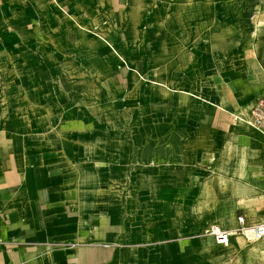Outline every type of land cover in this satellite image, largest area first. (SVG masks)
<instances>
[{"label": "crops", "instance_id": "obj_1", "mask_svg": "<svg viewBox=\"0 0 264 264\" xmlns=\"http://www.w3.org/2000/svg\"><path fill=\"white\" fill-rule=\"evenodd\" d=\"M212 10L154 15L161 30L128 49L120 34L114 50L101 37L113 85L51 84L0 109V264H218L264 253V239L203 238L212 225L235 231L239 216L264 223V136L234 121L264 97V0ZM28 102L33 112L20 114ZM249 172L259 194L235 182Z\"/></svg>", "mask_w": 264, "mask_h": 264}, {"label": "rangeland", "instance_id": "obj_2", "mask_svg": "<svg viewBox=\"0 0 264 264\" xmlns=\"http://www.w3.org/2000/svg\"><path fill=\"white\" fill-rule=\"evenodd\" d=\"M228 3L231 0H0V109L10 113L17 108L11 107L14 99L33 101L37 89L51 84L75 91L83 85H113L112 62L104 59L105 51H113L102 47L101 37L114 32L122 36L127 49L130 44L136 47L135 41L161 30L162 23H155L154 15L196 7L195 15L209 19L212 9ZM248 29L252 35L253 29ZM11 87L19 89L13 93ZM26 105L19 112L29 116L33 106ZM257 205L251 204L250 211ZM203 238L209 241L207 232ZM241 254H234L233 261L231 255H217L218 264H264L261 251L244 258Z\"/></svg>", "mask_w": 264, "mask_h": 264}, {"label": "built area", "instance_id": "obj_3", "mask_svg": "<svg viewBox=\"0 0 264 264\" xmlns=\"http://www.w3.org/2000/svg\"><path fill=\"white\" fill-rule=\"evenodd\" d=\"M234 121L243 122L264 136V97L257 101L248 115L234 116ZM238 223L240 226L235 231L224 230L219 225H212L207 233L216 244L223 247L230 246L233 235H242L248 242L252 243L264 239V223L248 225L244 216L238 217Z\"/></svg>", "mask_w": 264, "mask_h": 264}, {"label": "bare ground", "instance_id": "obj_4", "mask_svg": "<svg viewBox=\"0 0 264 264\" xmlns=\"http://www.w3.org/2000/svg\"><path fill=\"white\" fill-rule=\"evenodd\" d=\"M115 37L116 36L113 33V34H109V39H107V42L109 44L108 46H110L113 50H114V46H115V44L113 43ZM242 129L247 130L245 127H243ZM245 141L250 142L251 138L249 136H245ZM259 148H260V145H259ZM250 175H251V172H249L248 174H244L243 177L247 178L245 182H240V181H235V182L239 184L240 189H247V186L249 185L250 186V190H248L249 194H253V193L259 194L260 192H258L255 187H251V185L249 184L250 183V180H249Z\"/></svg>", "mask_w": 264, "mask_h": 264}]
</instances>
